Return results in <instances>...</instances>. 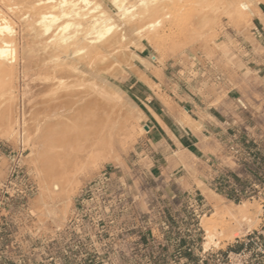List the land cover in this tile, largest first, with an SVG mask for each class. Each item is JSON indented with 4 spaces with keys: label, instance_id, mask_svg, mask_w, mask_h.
<instances>
[{
    "label": "rangeland",
    "instance_id": "rangeland-1",
    "mask_svg": "<svg viewBox=\"0 0 264 264\" xmlns=\"http://www.w3.org/2000/svg\"><path fill=\"white\" fill-rule=\"evenodd\" d=\"M221 2L194 0L175 27L132 32L129 50L99 60L109 84L85 73L58 91L43 88L45 74L0 76V264H214L250 238L264 245V0ZM133 73L165 103L231 102L207 177L157 152ZM98 119L104 143L85 148ZM60 122L70 138L56 142L46 128ZM241 208L252 221L233 235L228 211ZM208 227L217 235L206 246Z\"/></svg>",
    "mask_w": 264,
    "mask_h": 264
},
{
    "label": "bare ground",
    "instance_id": "bare-ground-1",
    "mask_svg": "<svg viewBox=\"0 0 264 264\" xmlns=\"http://www.w3.org/2000/svg\"><path fill=\"white\" fill-rule=\"evenodd\" d=\"M192 1L194 0H0V76L8 74L13 76L21 69L26 74L33 72L45 74L44 77H38V80L43 84V88L49 89L50 87L49 90H52L53 85H66L71 79H75L76 83V80L80 79L81 76L84 77L85 73H87L89 80L98 77L97 80H95L96 78L93 79L94 84H105L107 81L101 78L102 76L100 77L99 74L106 66H101L102 61L99 63V60L110 59V56L117 51L122 52L123 48L127 50V44L132 42L130 37L133 34L131 33L135 31V35L136 32L144 35L148 27H154V22L159 27L161 26L162 30L167 31L166 22L168 20L174 21L175 15L173 14L184 6L191 5ZM220 1L225 4V0ZM176 24H178L177 20L173 22L172 28ZM159 34L156 36V40L157 37L159 38ZM115 56L117 55L115 54L113 59L116 58ZM113 59L111 57L112 61ZM109 65L111 64L109 63ZM90 73L93 76L89 78ZM26 77L28 78V75ZM85 79L88 81L87 77ZM71 82L73 83V80ZM79 82L81 81H78L75 86L84 83L82 81L78 84ZM55 86L52 88L58 87ZM61 88L63 89V87ZM70 89L72 90V87ZM54 90L53 92L56 91ZM66 91L64 90V92ZM57 92L54 98L63 102L70 95L79 94L75 92L57 95ZM92 102L96 101L91 100L90 103ZM92 104L91 107L99 106L97 103L93 106ZM100 108L98 107V109ZM102 109L106 110L103 107ZM102 109L101 111L97 110L96 113L103 112L100 115L106 117L109 111L106 114ZM103 119L105 118L103 117ZM99 120L98 122H100ZM107 120L104 122L107 123ZM108 122L110 123L111 120ZM93 124L94 138L87 143L85 148L98 147L101 140L104 143L100 131V128L103 129L104 123L102 124L101 121L99 123L101 127H98L99 124L95 120ZM106 125L108 126V123ZM111 125L112 123L109 127ZM106 127L104 130L107 129ZM46 129L56 142H63V140L70 138V129L66 122L52 123L51 127ZM77 155L75 153L74 157ZM69 160L71 159L69 158ZM241 206L248 207L246 203ZM228 214L232 217L235 226H238L236 230L234 229L233 235H239L243 232L241 225L244 221H252L248 208H241L238 213L230 209ZM207 233L208 242L206 246H209L210 243L214 242L217 233L209 227Z\"/></svg>",
    "mask_w": 264,
    "mask_h": 264
},
{
    "label": "crops",
    "instance_id": "crops-1",
    "mask_svg": "<svg viewBox=\"0 0 264 264\" xmlns=\"http://www.w3.org/2000/svg\"><path fill=\"white\" fill-rule=\"evenodd\" d=\"M258 24L264 33V11ZM131 76L136 79L130 82V87L143 97L148 118L152 122L149 134L156 141L157 152L166 158L179 154L198 178L207 177L208 161L221 149L219 137L231 128L224 120L230 117L231 102L226 100L223 105L213 107L205 99L188 94L183 106L176 100L167 99L165 103L154 97L148 83L134 73Z\"/></svg>",
    "mask_w": 264,
    "mask_h": 264
},
{
    "label": "built area",
    "instance_id": "built-area-1",
    "mask_svg": "<svg viewBox=\"0 0 264 264\" xmlns=\"http://www.w3.org/2000/svg\"><path fill=\"white\" fill-rule=\"evenodd\" d=\"M214 264H264V245L250 238L240 250L214 259Z\"/></svg>",
    "mask_w": 264,
    "mask_h": 264
}]
</instances>
